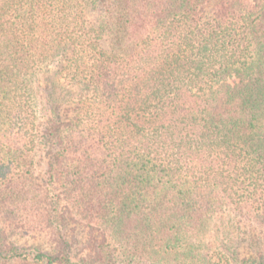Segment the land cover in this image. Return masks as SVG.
Returning <instances> with one entry per match:
<instances>
[{"label": "trees", "instance_id": "16d2710c", "mask_svg": "<svg viewBox=\"0 0 264 264\" xmlns=\"http://www.w3.org/2000/svg\"><path fill=\"white\" fill-rule=\"evenodd\" d=\"M220 215L264 231V0H0V264H264Z\"/></svg>", "mask_w": 264, "mask_h": 264}, {"label": "rangeland", "instance_id": "374dc122", "mask_svg": "<svg viewBox=\"0 0 264 264\" xmlns=\"http://www.w3.org/2000/svg\"><path fill=\"white\" fill-rule=\"evenodd\" d=\"M47 165L46 158H43L36 169V176L41 184L48 178ZM207 238L216 245H231L238 251L240 257H250L264 250V231L236 216H218ZM83 240L79 235L78 250L83 249L84 243H81ZM45 250L49 251V245Z\"/></svg>", "mask_w": 264, "mask_h": 264}]
</instances>
